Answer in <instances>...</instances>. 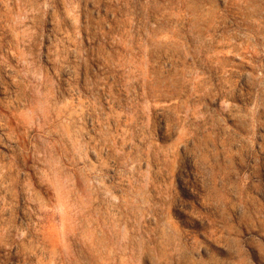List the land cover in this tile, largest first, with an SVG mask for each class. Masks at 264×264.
Segmentation results:
<instances>
[{
	"label": "rangeland",
	"instance_id": "rangeland-1",
	"mask_svg": "<svg viewBox=\"0 0 264 264\" xmlns=\"http://www.w3.org/2000/svg\"><path fill=\"white\" fill-rule=\"evenodd\" d=\"M0 264H264V0H0Z\"/></svg>",
	"mask_w": 264,
	"mask_h": 264
}]
</instances>
